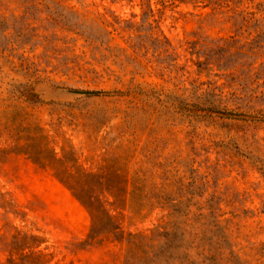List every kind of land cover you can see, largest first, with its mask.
I'll return each instance as SVG.
<instances>
[{
  "label": "rangeland",
  "instance_id": "rangeland-1",
  "mask_svg": "<svg viewBox=\"0 0 264 264\" xmlns=\"http://www.w3.org/2000/svg\"><path fill=\"white\" fill-rule=\"evenodd\" d=\"M33 252L264 264V0H0V264Z\"/></svg>",
  "mask_w": 264,
  "mask_h": 264
},
{
  "label": "trees",
  "instance_id": "trees-1",
  "mask_svg": "<svg viewBox=\"0 0 264 264\" xmlns=\"http://www.w3.org/2000/svg\"><path fill=\"white\" fill-rule=\"evenodd\" d=\"M33 97H35L37 102H42V100L37 96V94L33 93ZM82 200V199H81ZM84 205L89 209L92 214L93 219L101 218L107 228V233H113L119 229L113 220V217L108 209H106L103 204H99L97 200H93V198L88 199L87 201H83ZM94 232L90 235V238H94ZM44 255L41 252H33L29 255H25L21 260L10 259L8 264H46L42 260Z\"/></svg>",
  "mask_w": 264,
  "mask_h": 264
},
{
  "label": "water",
  "instance_id": "water-1",
  "mask_svg": "<svg viewBox=\"0 0 264 264\" xmlns=\"http://www.w3.org/2000/svg\"><path fill=\"white\" fill-rule=\"evenodd\" d=\"M71 92H74V93H85V94H91L89 92H81V91H76V90H72Z\"/></svg>",
  "mask_w": 264,
  "mask_h": 264
}]
</instances>
